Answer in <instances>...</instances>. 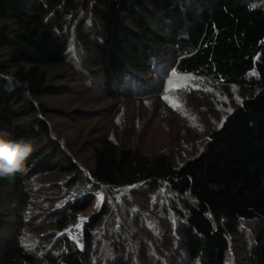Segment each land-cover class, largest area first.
Instances as JSON below:
<instances>
[{
	"label": "trees",
	"instance_id": "obj_1",
	"mask_svg": "<svg viewBox=\"0 0 264 264\" xmlns=\"http://www.w3.org/2000/svg\"><path fill=\"white\" fill-rule=\"evenodd\" d=\"M170 55L177 74L252 91L181 160L102 130L72 138L61 122L91 113L47 99L73 93L81 65L109 98L141 96ZM0 139L35 149L0 176V264H227L257 222L239 260L264 264V0H0ZM36 176L59 191L43 216L26 215ZM99 192L80 247L61 233Z\"/></svg>",
	"mask_w": 264,
	"mask_h": 264
},
{
	"label": "rangeland",
	"instance_id": "obj_2",
	"mask_svg": "<svg viewBox=\"0 0 264 264\" xmlns=\"http://www.w3.org/2000/svg\"><path fill=\"white\" fill-rule=\"evenodd\" d=\"M78 53L82 54L79 51ZM72 61L76 62L74 59ZM175 61L176 58L170 55L161 70L158 69L155 73L144 76V79L149 81L147 84L150 88L141 96L109 98L102 89L103 81L99 71L91 67L84 68L81 65L84 72L78 70L74 77L67 78L70 87L74 90L73 93L54 94L47 99H52L56 107L65 104L70 109L74 108V104L82 101L85 104V111L91 113L82 120L73 119L70 122L60 120L63 128L71 134L72 138H75L80 131L84 135L89 132L95 135L97 131L102 130L114 136L123 145L139 147L149 154L169 152L175 159L181 160L187 156L184 150L192 154L196 150L194 142L204 140L209 131L219 125L226 112L252 91L235 86L226 90L219 84L180 74L173 80L172 85H169L168 80ZM196 84H199L198 88L194 87ZM165 95L168 96L167 101L163 98ZM92 112L98 116L92 118ZM56 125L57 129H61V124ZM61 143V147L65 150L67 146L63 144V140ZM49 181L36 176L34 184L30 186L35 204L26 209V215L33 212L43 216L51 208L52 197L59 191L52 190L50 195H43L45 191L41 190V187ZM51 184L49 182L48 185ZM100 196H102L101 192L91 206L80 214L78 221L61 234L71 237L81 245L82 223L100 208ZM41 211L44 212L40 214ZM15 217H12V221L18 224V218ZM45 226L52 227L50 223ZM258 227L259 222L240 225V239L232 241L234 252H231L227 264H242L239 259L244 261L246 246ZM24 235L30 241L27 232ZM234 257L238 258L234 259Z\"/></svg>",
	"mask_w": 264,
	"mask_h": 264
},
{
	"label": "clouds",
	"instance_id": "obj_3",
	"mask_svg": "<svg viewBox=\"0 0 264 264\" xmlns=\"http://www.w3.org/2000/svg\"><path fill=\"white\" fill-rule=\"evenodd\" d=\"M34 150L31 141L0 139V176H10L22 172L26 161Z\"/></svg>",
	"mask_w": 264,
	"mask_h": 264
},
{
	"label": "snow or ice",
	"instance_id": "obj_4",
	"mask_svg": "<svg viewBox=\"0 0 264 264\" xmlns=\"http://www.w3.org/2000/svg\"><path fill=\"white\" fill-rule=\"evenodd\" d=\"M178 76V74L175 72V71H172L171 72V75H170V78H169V80H168V84L169 85H172V83H173V80L176 78ZM194 87H199V84H196V85H194ZM166 101L168 100V96L167 95H165L164 97H163ZM229 111H231V109H229ZM99 200L101 201V202H103V200H104V197L103 196H100L99 197ZM78 227H79V225H78ZM78 243V246H80V247H82V245H79V242H77Z\"/></svg>",
	"mask_w": 264,
	"mask_h": 264
}]
</instances>
